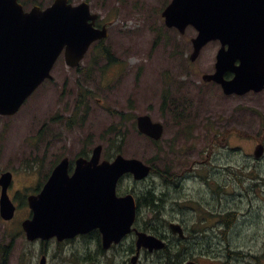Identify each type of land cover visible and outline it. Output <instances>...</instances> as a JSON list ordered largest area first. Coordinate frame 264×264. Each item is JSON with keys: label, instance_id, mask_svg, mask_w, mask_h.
<instances>
[{"label": "rangeland", "instance_id": "rangeland-1", "mask_svg": "<svg viewBox=\"0 0 264 264\" xmlns=\"http://www.w3.org/2000/svg\"><path fill=\"white\" fill-rule=\"evenodd\" d=\"M52 1L23 0L25 11ZM82 1L98 15V26H107L101 43L114 61L100 56L95 45L76 69L61 55L53 79L16 115L0 117V174L12 173L10 192L42 181L62 158L73 161L100 144L109 155L156 167L158 174L148 181L160 191L159 170L172 166L166 178L176 175L180 182L171 189L181 205L175 219L194 221L199 235L203 219L211 224L204 230L211 249L199 251L198 264H264V155H252L258 142L264 144V92L233 98L213 83L204 84L201 76L214 71L219 43L206 45L190 63L196 31L190 27L180 35L164 26L161 12L170 0L70 4ZM162 102H181L177 124L164 116ZM140 115L164 126L157 144L138 134ZM3 231L0 222L5 242ZM199 238L190 235L193 242Z\"/></svg>", "mask_w": 264, "mask_h": 264}, {"label": "water", "instance_id": "water-1", "mask_svg": "<svg viewBox=\"0 0 264 264\" xmlns=\"http://www.w3.org/2000/svg\"><path fill=\"white\" fill-rule=\"evenodd\" d=\"M161 16L167 28L180 34L189 26L195 29L190 62L198 58L208 43L219 42L215 70L204 74L203 82L220 85L225 95L240 96L264 90V0H171ZM97 18L87 2L72 6L68 0H54L43 10L34 6L24 12L17 0H0L1 116L17 113L45 80H52L51 70L62 53L66 65L75 68L94 42L107 37L106 26L95 27ZM226 73L232 77L225 78ZM137 129L155 141L163 133V126L152 122L147 115L137 118ZM101 152L99 145L93 149L89 161L78 158L71 177L67 174L68 159H62L41 192L28 198L34 217L23 228L30 239L53 233H79L85 221L82 205L87 203L83 196L88 192H96L86 200L95 198L98 212L102 214L100 220L109 222L107 236H121L129 230L135 217L134 201L131 196L117 198L115 186L126 173L132 174L135 180L144 179L150 167L121 155L111 162L99 163ZM263 153L264 147L259 144L253 155L260 158ZM89 165L97 167L90 169ZM11 180L10 172L0 176L3 219L11 217L14 211L7 195ZM170 228L182 235L180 226L172 224ZM142 236L148 239L146 245L150 249L163 247L155 238Z\"/></svg>", "mask_w": 264, "mask_h": 264}, {"label": "flooded vegetation", "instance_id": "flooded-vegetation-1", "mask_svg": "<svg viewBox=\"0 0 264 264\" xmlns=\"http://www.w3.org/2000/svg\"><path fill=\"white\" fill-rule=\"evenodd\" d=\"M18 1L25 6L23 0ZM217 87L220 88L218 85ZM228 97L237 98L238 96ZM161 109L164 116H168L175 124L180 121L181 102H171L169 105L162 102ZM257 144H263V142ZM92 150L93 148L88 151L83 150L73 161H70L67 167L69 177L76 169L75 160L79 157L87 161L90 160ZM57 165L58 163L51 165L42 181L37 180L30 187L22 186L10 192L11 184L9 185L7 194L14 211L8 219H3L0 216V222L4 226L2 233L5 239L4 242L0 238V264H198L200 261L199 251L211 249V246L205 241L208 235L204 232L205 227L211 226L207 223L208 218L203 219L200 223L203 229V233L200 235L198 230L201 228H198L194 221L187 220L185 223L175 219L181 214L177 212L181 205L178 204L179 197L171 196V189L177 188L176 184H180V182L176 181L178 178L176 175L168 174L169 178H166L168 168L172 169V166L166 164L162 170H159V185L163 187L161 191L151 185L152 181H148L158 174V170L153 166H150L151 172L143 180L137 181L132 175L125 174L117 181L115 196L118 198L133 197L136 213L132 225L123 235L107 236L105 234L107 230H110L109 222L100 220L102 214L98 212L95 198L92 201L89 200L96 192H88L83 196V201L87 203L82 205V219L85 221L82 223L79 233L73 235L53 233L49 236L44 235L30 239L23 228V224L34 217L28 204V198L37 196L41 192ZM87 167L94 169L97 166L89 165ZM147 181V186L143 185ZM153 181L155 180L153 179ZM89 195V199L86 200ZM175 198L178 201L173 200ZM223 215H219L217 218L219 225H221L219 217L221 216L222 219ZM172 224L181 227L182 235L173 234L170 231ZM142 235L161 241L164 243V247L157 250L150 249L146 245L148 239ZM190 235L200 238L193 242L190 240Z\"/></svg>", "mask_w": 264, "mask_h": 264}, {"label": "trees", "instance_id": "trees-1", "mask_svg": "<svg viewBox=\"0 0 264 264\" xmlns=\"http://www.w3.org/2000/svg\"><path fill=\"white\" fill-rule=\"evenodd\" d=\"M69 1H71V0H69ZM95 47L96 48H98V53H99V55L100 56H103L105 59H107L109 62H111V61H114V59H113V57H112V55H111V52L109 51V49L107 48V47H104L103 45H102V43H97L96 45H95ZM94 48V47H93ZM86 94L87 95H90V93H88V92H86ZM112 131L114 130V128H112L111 129ZM104 156H105V158H107V159H110V158H112L114 155H109V154H107L106 152L104 153ZM231 217L232 216V213H230V214H228V216L227 217ZM233 219V218H232ZM232 219H231V221H232ZM230 223V222H229Z\"/></svg>", "mask_w": 264, "mask_h": 264}, {"label": "bare ground", "instance_id": "bare-ground-1", "mask_svg": "<svg viewBox=\"0 0 264 264\" xmlns=\"http://www.w3.org/2000/svg\"><path fill=\"white\" fill-rule=\"evenodd\" d=\"M160 201V200H159ZM224 225V224H223Z\"/></svg>", "mask_w": 264, "mask_h": 264}]
</instances>
